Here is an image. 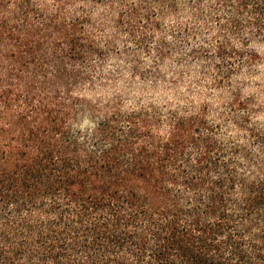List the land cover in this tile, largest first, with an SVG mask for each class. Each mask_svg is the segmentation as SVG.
Masks as SVG:
<instances>
[{
    "label": "trees",
    "instance_id": "1",
    "mask_svg": "<svg viewBox=\"0 0 264 264\" xmlns=\"http://www.w3.org/2000/svg\"><path fill=\"white\" fill-rule=\"evenodd\" d=\"M213 2L242 45L217 47L224 81L256 60L264 0ZM66 9L0 0V264H264V123L235 101L239 139L222 140L207 106L89 100L102 50Z\"/></svg>",
    "mask_w": 264,
    "mask_h": 264
},
{
    "label": "rangeland",
    "instance_id": "2",
    "mask_svg": "<svg viewBox=\"0 0 264 264\" xmlns=\"http://www.w3.org/2000/svg\"><path fill=\"white\" fill-rule=\"evenodd\" d=\"M39 1L50 11L64 2L67 17L90 18L89 32L102 54L89 65L93 83L82 91L89 100L117 98L124 110L153 107L162 114L207 106L222 140L239 139L233 123L246 115L231 110L235 101L248 103L250 123H264V39L250 44L257 56L251 66L220 81V42L229 38L236 48L242 45L239 37L221 30L227 11L213 0H172V8L159 0ZM132 8L138 9L134 31L117 24L119 15Z\"/></svg>",
    "mask_w": 264,
    "mask_h": 264
}]
</instances>
